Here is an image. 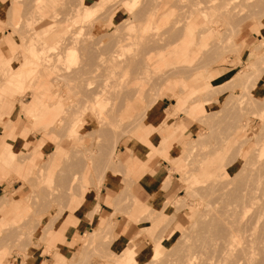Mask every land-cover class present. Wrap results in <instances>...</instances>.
Wrapping results in <instances>:
<instances>
[{
    "label": "rangeland",
    "instance_id": "374dc122",
    "mask_svg": "<svg viewBox=\"0 0 264 264\" xmlns=\"http://www.w3.org/2000/svg\"><path fill=\"white\" fill-rule=\"evenodd\" d=\"M255 58H264V0H0V219L11 201L21 206L0 220V264L214 263L226 218L264 168V59L249 67ZM150 154L169 175H155V192L133 171ZM102 186L99 216L84 202ZM80 210L92 225L67 242L62 218ZM248 222L242 239L263 247L264 221Z\"/></svg>",
    "mask_w": 264,
    "mask_h": 264
},
{
    "label": "bare ground",
    "instance_id": "6f19581e",
    "mask_svg": "<svg viewBox=\"0 0 264 264\" xmlns=\"http://www.w3.org/2000/svg\"><path fill=\"white\" fill-rule=\"evenodd\" d=\"M187 41H189V40H187ZM179 59H182V57H180ZM263 59L264 58H255L254 60H252L248 63V66L249 67L250 66L251 67L256 66V65L260 64V62H262ZM6 67H11V62L7 63ZM20 75H21V79H18L20 77ZM20 75L17 73L14 76L13 83L18 82V84H21V80L24 77H23L22 72H20ZM195 91H197V90H195ZM2 95L3 94H0V100L3 99ZM262 105H264V104H262ZM261 109H263V108H261ZM24 111H25V114H27L29 116L31 109L27 105L26 107H24ZM263 115H264V113L259 114V117H260L259 120H261V121L264 120ZM262 124H263V122H262ZM262 124L260 126H263ZM263 141H264V139H263ZM261 142L262 141H260V143ZM248 144H249V142L246 143V145H248ZM38 146H37V148H38ZM261 147H262V149L264 148L263 144ZM36 150L34 149V151H36ZM249 157H250V155H249ZM244 169L245 168H243V170ZM247 169H246V171H247ZM253 170H255V169H253ZM255 171H258V173L256 172L257 173L256 179H253L255 176L251 177L252 176L251 174L248 175L250 178L253 179V181L251 179L250 180L248 179L249 181H252V182H250L252 184L248 185L249 183L247 181V183H246L247 186H245V188L243 190L242 199H241L240 204L238 205V208L236 209L235 207H233V210L231 212V214H232L231 218H229V219L226 218V220H225L227 223V227H228L227 228V236L225 239H222L220 241H217V243H215L217 249L216 248L214 249L216 251V253H215V251L213 252L214 253L213 255L216 254L215 255L216 257L214 256L215 262L213 263V261H212L213 264H241L242 262H243V264H264V245H263V247H258V246L253 245L252 243L246 244V242L242 239V236L240 235V230L242 232L243 227L245 230V228H246L245 226H246V223L248 221H250V220L253 221L252 223L256 227L259 226L261 224V222L263 223V221H264V220H262L263 216H264V182H261V181H264V168H260V170L258 168V170H255ZM247 174L245 173L246 176H247ZM253 175H255V174H253ZM254 180L258 184V187L260 185L262 186L261 189L254 186V184H253ZM256 190H259L261 192L260 195L256 196ZM4 201H6V200H4ZM97 209H98V207H96V210ZM218 218L216 217L217 220L215 219V221H217V223H218V220H220V222H221V218L220 219H218ZM260 219H261V221H260ZM251 221L248 222V224L251 223ZM259 221H260V223H259ZM164 243H165V245H167L169 243L168 236H167V241H165ZM134 244H135L134 242H127L125 244L126 248L124 249V254H125L126 258H128V261H130V262L131 261L133 262L136 260L137 251H136V247ZM255 251L257 252L259 257H257V255H255L256 254ZM119 264H121V262H119Z\"/></svg>",
    "mask_w": 264,
    "mask_h": 264
},
{
    "label": "crops",
    "instance_id": "0c3cea01",
    "mask_svg": "<svg viewBox=\"0 0 264 264\" xmlns=\"http://www.w3.org/2000/svg\"><path fill=\"white\" fill-rule=\"evenodd\" d=\"M248 54H250V52ZM212 73H214V72L210 73V71H209V75L211 78L213 75ZM216 76H218V75H216ZM197 89H198V87H188V90H190V91H192V90L195 91ZM168 107L169 106L165 105V103L156 104V105L152 106L150 114L156 118H161L163 116L164 112L166 111V109H168ZM164 135H165V133L162 134L161 136L164 137ZM146 143L147 144L150 143L153 149H156V146L158 145V142L154 141L153 139H149L148 142H146ZM39 144L42 145V148H44L46 145V141H44L43 139H38L33 146L36 148ZM167 147H168V145H167ZM166 152L167 151L163 149L162 153H166ZM56 158L57 157L54 153L48 161V167H51L52 165L56 166V164H58ZM120 158H121V161L125 165H129L132 161V159H130V157L125 153L122 154L120 156ZM134 162L136 163V166L133 167V168H135L133 171L138 173L139 181H141L142 187L146 191H149L151 189L152 191L155 192L156 189H158V187L161 186V183H159V181L155 175L159 176V178L161 180H166L169 176L168 173L165 175V178H162L160 176L161 172L164 171V169L161 167L163 162L157 154L147 155V156L143 157V159H139L137 162L136 161H134ZM140 166L142 168H139ZM112 181L113 182H110V181L105 182V185L107 186V188L109 190H113L117 185V181H116L115 177H112ZM172 183L173 182H169V184L167 185V187L165 189H163V190L161 189L160 190L161 194H164V193L171 191L173 188ZM104 189H105V187L102 186L99 194L87 191V193H86L87 199L84 202V209L85 210L88 207L93 208L96 205V203H98L99 209H98L97 214L100 216L101 209L103 210V209L107 208V204H106V202H104V196H108V193H107V191L105 192L106 189L105 190ZM97 196L99 199L96 198ZM137 198H139V197L137 196ZM139 199H141V198H139ZM16 201L17 200L11 201L8 204L10 207L7 206L6 208L2 209V216H1L0 220H2V221H4V219L5 220H11L16 215L17 210L21 208V206L19 204L20 201H17V202ZM4 210H6V211H4ZM85 210L77 211L75 213H72L71 215L67 214L62 218L61 223L64 226V228H63V230L61 229V231H62V236L66 239L65 241L68 242L72 239V237L74 238L75 235L83 234L84 230L90 228V225H92L91 220H90L91 217L88 218L85 215V213H87V212H85ZM133 229H134L133 225L126 227L125 231L123 232V237L126 240L132 238L136 234L135 231H133ZM61 250H62V252H61ZM60 252L64 255L68 253V250L66 249L65 245L60 247ZM59 260L60 259L57 257V261H59ZM32 264H44V262L41 259H39L38 262L36 260Z\"/></svg>",
    "mask_w": 264,
    "mask_h": 264
}]
</instances>
